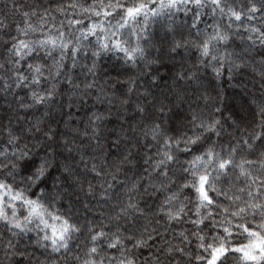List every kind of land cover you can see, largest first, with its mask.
<instances>
[{"label": "clouds", "instance_id": "clouds-1", "mask_svg": "<svg viewBox=\"0 0 264 264\" xmlns=\"http://www.w3.org/2000/svg\"><path fill=\"white\" fill-rule=\"evenodd\" d=\"M0 264H264V0H0Z\"/></svg>", "mask_w": 264, "mask_h": 264}]
</instances>
